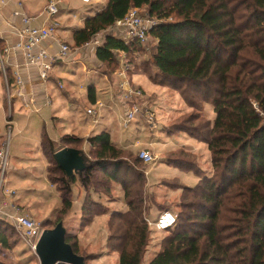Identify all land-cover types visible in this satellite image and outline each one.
Masks as SVG:
<instances>
[{
  "label": "trees",
  "instance_id": "1",
  "mask_svg": "<svg viewBox=\"0 0 264 264\" xmlns=\"http://www.w3.org/2000/svg\"><path fill=\"white\" fill-rule=\"evenodd\" d=\"M130 8L146 9L156 20L149 31L155 40L156 70L144 68V72L154 83L178 91L191 109L188 116L172 121L170 134L179 131L206 143L212 165V173L206 175L201 165H182L179 156L167 159L193 169L200 181L182 188L177 224L164 230L168 234L147 264H264V0H108L74 34L76 45L113 27ZM137 48L139 42L126 44L109 35L97 49V58L113 66L114 74L115 51L133 56ZM207 105L213 107V120ZM87 140L95 153L91 161L82 138L64 135L56 142L42 135L47 176L62 200L57 223L73 210L78 199L74 187L79 184L78 192H85L83 227L96 216L109 215L106 248L118 253V264H145L153 240L145 220L146 171L124 160L123 149L109 132ZM66 145L81 150L86 165L71 177L55 158ZM114 183L123 188L125 210L110 211L96 196L109 193ZM14 229L0 216V264H11L3 251L23 240ZM66 241L86 264L97 257L81 250L78 234L67 230Z\"/></svg>",
  "mask_w": 264,
  "mask_h": 264
},
{
  "label": "rangeland",
  "instance_id": "2",
  "mask_svg": "<svg viewBox=\"0 0 264 264\" xmlns=\"http://www.w3.org/2000/svg\"><path fill=\"white\" fill-rule=\"evenodd\" d=\"M69 1L71 8L77 10V12H65L62 15H55L54 20L58 21V25L61 24L60 22H63L70 26H77L79 24L76 23L81 22L80 17H82L83 14H89L87 9L90 6L85 4L82 0ZM140 12L143 16L149 17L146 9H141ZM55 21L52 24H55ZM154 46L155 40L149 35L148 41L145 44H140V48H137L139 50L138 54L129 56V62L132 64V69L128 74L132 84L141 89L144 98L149 102L146 106V111L154 112L153 114L156 117V124L154 127H152L147 121V112L146 115L138 113L136 118L127 128L120 126V117L125 114V108L121 105L116 106L112 112H109L106 107L104 108V111L101 109V118H98L100 123L97 128L92 119L84 123L85 118H82L83 114L86 116V110L84 107L89 103V101H87L86 90L80 89V95L78 94V96H80L79 103L72 104L70 100L63 97L61 89L56 83L51 82L52 80L49 82L48 92L53 101L52 107L59 115V120H53L51 118L52 116L44 117V119L47 133L49 134L53 132L51 136L54 135L56 138L58 136L61 137L72 133L84 137L85 135H91L92 133L106 131L111 133L114 142L131 144L132 147H128L127 145H118V147L123 149L122 157L128 162V164L135 166V168H138L139 170L141 168L145 169L147 172L146 175L148 180L144 188V200L145 205L148 206V214L150 218L156 220L157 216L164 211H172L178 216L179 213L182 212V199L180 198L183 191L182 188L185 186H195L200 181V177L197 176L193 169H187V167L176 163H168V158L179 156L183 159L182 165H201V168L205 170L206 175L212 173V165L210 153L205 143L195 141L186 133L175 131L170 134L168 130L174 119L181 115L188 116L191 112V109L184 102L180 93L166 85H159L152 82L147 74L139 71H144V68H147L150 72H155L156 69L152 63ZM74 67L76 66L73 64L69 65L66 61L55 64L52 71L54 73H52V76L55 75V78L53 77L54 80L57 81L59 79L65 87L70 86V81L79 84L89 83V77L91 76L85 74L82 77H79L82 68L73 69ZM72 70L76 72L75 75L71 73ZM102 70L105 71L108 76H111V71L114 70V67L110 65H102ZM92 78L94 77L92 76ZM98 79H100L102 84L105 82L103 77H98ZM114 90L115 93H119L117 84L116 87H114ZM47 108L48 107H44L42 113H45ZM206 108L209 117L213 120L215 117L213 107L207 105ZM22 111V107L14 110V121L16 122L17 127V119L19 117L20 124H24L27 130V124H25L26 119L22 121ZM8 129L9 127L7 130ZM43 130L44 125L42 122L33 124L30 128V139H33L36 136L38 137L39 131L42 133ZM15 134L16 133L13 134V140L16 139ZM6 135L7 137L5 141L8 140V132ZM138 141L140 145L138 147L134 146L133 144ZM140 147L150 149L152 154L156 156V162L154 161L151 164H146L137 161L136 158H138ZM91 150V145H88V147L84 149L90 161L95 159V153L91 152ZM17 151L20 152L18 148ZM182 151H184L183 154L180 153ZM10 161L16 165L15 167L19 169L21 168L20 166H17L18 161L13 159V154ZM9 168L7 179L9 178L11 181V184L9 183L11 188L15 185L14 188L18 191V196L15 200L21 199L23 191L29 192V194L26 195V197L29 196V199L31 200V203H29V211L36 221L41 224L42 232L45 229L54 228L60 217L58 216V213L62 207V200L61 196L58 195L56 187L51 189L48 179H44L43 176H40V174H42L41 170L43 168V162L28 161V165L25 166V169L19 170L18 173H12L13 171ZM24 176L28 177V179L21 180ZM15 181H19V183L12 184ZM128 182H130V180ZM77 186L80 185L77 184ZM74 188L77 187L75 186ZM35 192H37V194H35ZM77 192V190H74V194ZM4 194L5 191L3 192L2 197H4ZM96 196L101 197V200L104 203H108L110 211V204H112V208L115 210L126 208L124 197H121L123 196V188L118 183L112 185V189L109 193H100V195L97 194ZM119 197L120 199L118 200ZM20 208L24 209L25 207ZM81 214L82 211L80 209H78V212L73 209L70 214L65 216L63 223L68 231L78 234L81 250L83 249L86 254L94 253V255H97L95 259L89 261L87 264H118V253L108 250L104 245L108 234L105 216H96V220H94L91 225L83 227L84 224L82 223ZM152 230L153 240L145 258V264L153 258L156 252H158L161 240L168 234L167 231H161L154 228ZM14 232L15 236L23 239L20 232L16 229H14ZM3 253L5 260L11 264H40L36 253L34 254L32 252L28 243L24 240H21L15 246L13 245L10 250L3 251Z\"/></svg>",
  "mask_w": 264,
  "mask_h": 264
},
{
  "label": "crops",
  "instance_id": "3",
  "mask_svg": "<svg viewBox=\"0 0 264 264\" xmlns=\"http://www.w3.org/2000/svg\"><path fill=\"white\" fill-rule=\"evenodd\" d=\"M50 1L52 0H0V48L1 50L2 48L12 47L17 42L16 28L22 27V16L19 14L20 11H23L30 18H32L31 23L33 26H48V24L53 23L55 21L54 20L55 15L51 17L49 16L47 12V7ZM54 1L58 2V9H59L58 15H62L65 12H77V10L71 8L69 0H54ZM107 2L108 0H94L91 4H88L90 6L87 9L89 14H83L82 17H80L81 22L76 23V24H79L77 26H70L60 21L59 22L61 24L58 25L59 23L56 20L55 22H57L58 29L56 30L54 37L52 39H49L43 42V46L46 47L48 51L53 54L56 53L57 50L59 49V43L65 42L69 44L72 47L73 53L66 62L69 63V65L71 64L75 65L76 67H74L73 69L82 68V72L81 74H79V77H82L85 74H87L88 76H91L89 77V83L87 84L86 83L79 84V83L70 81V86L65 87L64 84L59 79L57 81L54 80L55 75L52 76L53 72L50 74V77L45 80L41 78L36 68L32 66H27L25 64V60H24V56L22 52L14 50V49L8 51L6 55V68H7V73L12 77L13 81L11 82V87H10L11 94H8L4 77L2 74H0V149L2 148L3 144L6 142L5 141L7 137L6 133L8 132V140L10 144V151H9L10 153L9 167L10 168L9 167L8 168L11 169V171H13L12 173L14 172L18 173L19 170L25 169V166L28 165V161L30 162L31 161L32 162L41 161L43 162V168L41 170L42 174H40V176H43L44 179L46 178L48 179L47 169H48L49 164L41 148L42 135L45 133L52 140L56 142H59L60 138L62 137V136L61 137L58 136L56 138L54 135H52L53 136L52 137L51 134H53V132L48 134L46 131V123H45L44 117L52 116L51 118L53 120L55 121L59 120V115L58 113H56V110H54V108L52 107L53 101L51 99V95H49V92H48V85H49L50 80H52L51 82H54L58 85V87L62 91L63 97L70 100L72 104L79 103L80 96H78V94L80 95V89L86 90L87 101H89L88 105L84 107L86 112L90 108H97L99 103L104 104V106L101 108L102 111H104V108L106 107L109 112H112L114 111V108L116 106H120V105L125 108V105L123 101L121 100L119 93L118 94L115 93V90H114V87H116L115 73L111 74V76H108V74H106V72L102 70V65H108V64L100 61L97 58V49L103 45L105 38L107 36L112 35V36L119 38L120 32L118 31L117 26L114 25L113 27L98 33L90 42L85 43L84 45H76L75 40H74V34L78 30L84 28L86 20L90 17L95 16L99 12H101L103 8L107 5ZM19 3H22V7L19 6ZM93 42H97V44L94 45ZM117 51L118 50L115 51V60L118 62V66H119L118 57H119L120 52H122L125 55V59L129 61L130 55H128V53L123 52V51H120V52H117ZM133 54L137 55L138 52H134ZM129 65L132 69V66H131L132 64L130 62H129ZM139 71L144 72L143 70H139ZM16 73H18V75L22 79L21 86H18V83L16 79L14 78ZM71 73L73 75L76 74V72H74L73 70ZM144 73L147 74L146 72ZM92 76L94 78H92ZM147 76L149 77L148 74ZM98 77L99 78L103 77L105 79V82L102 84V82H100V79H98ZM20 90L22 94L18 93ZM144 102L146 106L149 104V102L145 98H144ZM19 107L23 108V111L21 112L22 121L26 119L25 124H27V130L24 124H20L19 117L17 119L18 126L16 127V122L14 121V118H15L14 110H16V108L18 109ZM44 107H48V108L45 113H42V110ZM101 109H99L98 118L100 117ZM86 112H85L86 116H84V114L82 116V118H85L84 123L92 119L94 122V125L97 128L98 124L100 123L99 120L97 121V123H95L96 117L90 115L88 112L86 114ZM122 117H120L121 118L119 122L120 126H123L122 121H121ZM40 122H42V124L44 125L43 132L41 133L40 132L41 129H40L39 136L38 137L36 136L33 139H30L29 137L30 128L33 126V124H37ZM8 127L9 129L7 130ZM36 128H39V127H36ZM101 132H104V131H101ZM14 133H16L15 140H13ZM40 133H41V138H40ZM99 133H92L91 135L90 134L85 135L84 137L82 136L80 137L75 133H72L70 135H75L77 137L82 138L84 140L82 144V148L85 149L86 147H88V145L90 146V143L88 142L87 138H89L92 135L99 134ZM197 142L200 143L201 141H197ZM13 143H14V151H13ZM113 143L116 144L117 146L127 145L128 147H132L131 144L129 143H124V142L117 143L114 141ZM133 145L138 147L140 143L138 141ZM66 146L72 147L73 145H66ZM17 148L20 150V152L17 151ZM142 149H146L151 152V150L146 147H140V150ZM12 154H13V159L18 161L17 166H20L21 167L20 169L15 167L16 165H14L10 161L12 159ZM7 173H8V169L6 170V173H5V182H4L5 190L3 189V191L0 193V216L3 218L5 217L9 219L11 215H14L16 213L17 207H25L24 210L29 211V203H31V200L29 199V196L26 197V195L29 194V192H26V191L22 192L21 199L15 200V198L18 196V191L17 189L14 188L15 185H13V187L11 188L10 186L11 181L9 178L7 179ZM27 179L28 177L26 176L21 178V180H27ZM18 183L19 181L18 182L15 181L12 184H18ZM49 183L51 185V189H54L56 187L50 181ZM78 188L79 187L77 186V188H74V189L79 191ZM4 191H5V194H4V197H2L3 196L2 194ZM12 191H15L14 196H12L9 193ZM35 194H37V192H35ZM75 194L76 196L78 195V199L77 201H75L73 209L74 211L78 212V209L81 210L85 192L81 190L80 192H77ZM58 195H60L59 192H58ZM121 197H124V191H123V196ZM119 199L120 197L118 198V200ZM106 205L108 206V203H106ZM110 207H111V211H115V209L112 208L113 207L112 204H110ZM125 209H122V210H125ZM102 216H105L106 218L107 229H108L109 215H102ZM148 217L150 216L148 215ZM96 218L97 217H95L94 220H96ZM92 223L88 225H91ZM104 245L106 246V241Z\"/></svg>",
  "mask_w": 264,
  "mask_h": 264
},
{
  "label": "built area",
  "instance_id": "4",
  "mask_svg": "<svg viewBox=\"0 0 264 264\" xmlns=\"http://www.w3.org/2000/svg\"><path fill=\"white\" fill-rule=\"evenodd\" d=\"M85 4H91L93 0H82ZM22 7V3H19ZM49 16L58 14V2L50 1L47 7ZM19 14L22 16V27L16 28L17 42L12 47H6L1 50L0 48V74L3 75L8 94H11V83L7 75L6 68V55L8 51L14 49L22 52L27 66H32L38 70L41 78L48 79L53 71L55 64L59 62L67 61L72 53V47L65 43H59V49L56 53H51L46 47L43 46V42L52 39L58 29L57 22L55 24H48V26H33L32 18H30L23 11ZM156 23L155 18L143 16L138 8H130L127 15L116 22L118 31L120 32L119 38L126 44L131 42H139L145 44L149 38V31ZM94 45L97 42H93ZM120 52V51H117ZM119 66L115 71L116 84L119 90V96L125 105V114L122 118L123 127L127 128L138 113L146 115V104L144 102V94L141 89L135 87L132 84L128 74L131 70L129 61L125 59V55L119 53ZM18 86H21L22 79L15 74ZM22 94L21 90L18 92ZM104 106L103 103H99L97 108L88 109V113L95 118V123L98 121L99 109ZM154 112H147V121L154 127L156 124V117ZM154 122V124H153ZM10 144L9 140L6 141L0 149V193L4 189L5 173L9 167L10 159ZM138 157L146 164H151L155 161V156L148 150L142 149L138 152ZM12 196L15 195V191L9 192ZM9 220L15 227V229L22 234V238L28 243L32 252L36 253V246L39 238L42 235L41 224L27 210L17 207L16 213L11 215ZM145 220L150 228L157 230H167L174 228L177 224V215L172 211L161 212L156 220L146 216Z\"/></svg>",
  "mask_w": 264,
  "mask_h": 264
},
{
  "label": "water",
  "instance_id": "5",
  "mask_svg": "<svg viewBox=\"0 0 264 264\" xmlns=\"http://www.w3.org/2000/svg\"><path fill=\"white\" fill-rule=\"evenodd\" d=\"M60 167L68 176H73L85 168V160L81 150L64 147L55 153ZM67 229L60 221L52 229H45L38 240L36 255L40 264H86L84 256L77 254L66 241Z\"/></svg>",
  "mask_w": 264,
  "mask_h": 264
}]
</instances>
